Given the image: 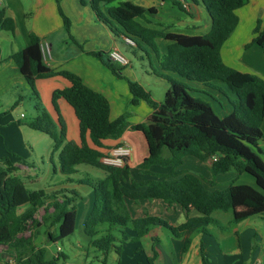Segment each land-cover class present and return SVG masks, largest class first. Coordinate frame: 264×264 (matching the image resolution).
Wrapping results in <instances>:
<instances>
[{
	"label": "trees",
	"instance_id": "1",
	"mask_svg": "<svg viewBox=\"0 0 264 264\" xmlns=\"http://www.w3.org/2000/svg\"><path fill=\"white\" fill-rule=\"evenodd\" d=\"M111 1L90 0L89 3L96 19L111 33L124 35L146 56L147 53L135 40L146 45L156 56V39L170 43L159 65L161 71L172 76L156 74L168 83L166 96L171 98L169 104L154 101L139 83L125 78L121 74L123 68L104 53L89 54L100 60L113 76L126 82L131 106L144 102L152 110L146 123L130 126L128 112L110 121L108 100L84 85L75 74L55 72L46 66L41 40L35 35L29 36L27 47L12 56L33 95L34 83L39 79L62 77L69 83L68 87L53 92L51 104L57 114L59 99L72 108L78 122L79 143L67 141L66 128L60 118L56 127L45 112L26 126L52 140V154L58 153V170L62 175L77 174L75 168L80 165L105 173L104 178L98 181L80 179L75 182L91 189L92 203L83 224V233L89 246L101 254V264L111 252L120 257L122 249L116 245L117 233L127 236L131 244L140 243L155 229H163V232L178 239L197 225L220 227V223L212 218L215 212H231L229 226L264 215V161L255 151L263 139L260 127L264 120V81L228 67L220 53L238 25L236 11L248 0H198L211 20L210 31L198 37L158 32L142 26L139 21L155 15V9H144L129 2L109 8L104 15L100 6ZM170 1L178 4L181 0ZM63 21L64 30L69 34L68 20L63 17ZM2 30L12 32L14 24L0 9ZM254 34L252 43L264 47V28L260 30L256 27ZM79 48L82 49L81 46ZM186 82L208 87L214 82L224 84L234 96V100H230L232 113L219 119L209 103L189 94L191 90ZM128 127L143 136L147 156L135 169L128 165L127 158H123V167L104 163V153L120 147L119 144L108 147L105 142H117ZM187 158L207 163L213 177L231 171L248 175L253 179L254 186L231 184L223 190L214 189L212 183L208 185L200 177L182 169ZM15 171L7 158L0 160V256L7 253L16 264L64 262V257L48 259L46 251L35 249L31 236L26 237L25 234L44 224L48 229L57 226L55 237L48 233L50 243L72 236L77 223L76 202L81 198L75 191L53 195H46L42 190L30 192L14 175ZM132 174L136 178H130L125 183L127 175ZM152 200L161 201L169 208L179 206L186 215L185 223L174 227L155 216L130 217L127 201L136 204ZM41 209L46 214L52 209L48 219L45 216L40 219L34 217ZM190 213L197 216L189 217ZM157 241L152 238L154 244ZM151 254L148 264H152L158 256L154 247Z\"/></svg>",
	"mask_w": 264,
	"mask_h": 264
},
{
	"label": "crops",
	"instance_id": "2",
	"mask_svg": "<svg viewBox=\"0 0 264 264\" xmlns=\"http://www.w3.org/2000/svg\"><path fill=\"white\" fill-rule=\"evenodd\" d=\"M123 2L132 3L144 9H155V15L146 16L145 20L139 21L142 26L151 30L187 37H198L206 35L211 28L210 17L198 0H181L178 4L170 0H112L110 4L100 6L101 12L106 15L109 8L116 7ZM89 3L90 0H0V9L5 11L6 17L11 19L14 24L12 32L0 31V160L7 158L13 164L16 168L14 175L23 182L26 189V183L35 185L40 177L39 171L36 170L35 162L30 165L26 161V153H33L32 144L39 143V140L35 135L23 130L29 128L26 126L28 122L21 125V121L18 118L22 114L14 119L13 115L8 114L10 110L17 105L21 106L27 99V101H30L34 111L31 120L45 112L58 127V119L60 118L66 128V140L79 143L78 122L72 108L64 100L59 99L57 101L59 114H57L51 104L53 92L68 87L69 83L62 77L39 79L34 83L35 95H33L31 88L23 80L12 60V56L15 53L29 45V36L31 34L41 40L42 56L46 66L55 72L68 71L75 74L84 85L108 100L110 104V121L115 120L124 112H128L129 118L127 121L130 126L146 123L152 110L144 102H140L137 106H131V95L126 82L113 76L103 66L101 61L89 55L90 53L102 52L107 55L112 50L120 53L121 46L130 48V53L135 58L147 64L148 69H146L145 74L150 78L154 76L166 84L152 80L151 83L156 86L161 85L168 91V83L156 74L172 76L161 71L159 65L160 58L165 55L170 43L162 39H156L154 41V46L157 50L156 56L146 45L135 40L141 46V49L147 53L146 56L144 52L139 51L138 55H136L135 49L137 47L128 45L129 41L124 35L120 33L114 35L105 25L100 23L92 12ZM236 15L239 19L238 25L222 46L220 51L221 58L228 67L242 73L255 75L264 81V47L252 43L255 37V28L259 27L260 30L264 28V0H248L245 6L236 11ZM63 17L68 20L69 34L64 30ZM248 45L249 47H247ZM128 61L130 64V60ZM125 68L121 72L124 77ZM130 71L132 72V79H138V75L133 73L132 66H130ZM138 80L142 86L143 79ZM215 83L220 82L212 83L211 87L200 83L186 82L188 86L191 84L192 88L197 89L193 90L190 88L191 92L196 94L193 97L207 103H209L208 99H204L206 98L205 92L208 90L214 91L216 89ZM218 95L221 101L215 102L212 98L210 100L213 103H217L223 113V119L229 116L233 110L230 98H225L220 93ZM40 96L44 102V108L39 107L41 103ZM167 98L166 103L169 104L171 98L169 96ZM65 118L74 125V130L69 129ZM15 123L17 124L16 126ZM260 129L263 139L259 146L264 148V120ZM131 137L135 138V142L138 144L139 155L135 160L137 166L147 156V153L145 154L146 143L140 133L131 131L130 127H128L117 142H105V145L111 147L119 144L120 147H123L124 143L131 148L132 154L133 143L130 141ZM27 139L32 143H29ZM140 139H142V142ZM47 141L46 147L48 146L51 150L49 161L52 166V168L47 170L48 177L46 176V181L49 183L45 188L37 189L36 191L42 190L46 195L66 191L77 192L75 182L80 179H72L76 174L65 176L59 172L58 161L57 166L52 161L54 156L57 159L58 153L52 154V140L48 137ZM44 156L45 153L40 152L35 155L34 160H40L44 166L45 164L42 161ZM33 157L28 158L33 159ZM130 159L128 162L129 166L131 163ZM187 159H190L195 166L203 165L196 159ZM130 167L132 168V166ZM76 168L75 170L77 171ZM51 174H60L64 178L55 181L50 178ZM89 197L91 198V191L87 196L88 201H86L88 209L82 212L80 222L82 231L92 203V199L89 200ZM80 198L81 202L84 201L83 197ZM81 202H76L77 220L79 214L78 206ZM47 204L45 207H47ZM156 207L159 209L156 210ZM20 211H23V209ZM51 212L52 209H49L46 214L41 209L34 217L40 219L45 216L48 219ZM145 215L159 217L174 227L186 221V215L179 206L169 208L157 200L140 201L136 204L130 201L131 218L137 219ZM188 216L195 217L197 215L190 213ZM214 220L222 223L217 219ZM225 221L229 224L231 218L227 217L223 222ZM228 230L220 228L218 235H216L211 233L210 228H207L206 225H197L185 232L180 238L174 240L171 239V235L169 236V234L155 229L140 243H130V246H132L130 249H133L132 255H134L130 259V264H148V258L152 256V247L158 253L152 264H247L248 262V264H262L264 257V215L250 217ZM56 231L57 226L48 229L46 225L41 224L34 229L32 228L25 236H31L33 247L35 249H44L48 259L57 256L62 258L64 254L57 245L59 242L50 243L48 239V233L55 237ZM130 236L132 237L133 234L130 233ZM152 238L158 241L154 244ZM75 249L79 251L78 253H80L83 262L90 261V264H99L103 260L101 254L89 246L88 239L85 244H79ZM107 258L108 256L105 258V263ZM65 262L66 260L63 263L65 264Z\"/></svg>",
	"mask_w": 264,
	"mask_h": 264
},
{
	"label": "rangeland",
	"instance_id": "3",
	"mask_svg": "<svg viewBox=\"0 0 264 264\" xmlns=\"http://www.w3.org/2000/svg\"><path fill=\"white\" fill-rule=\"evenodd\" d=\"M131 45L133 47L134 44L131 43ZM136 55H138L139 50L135 49ZM120 53L121 55H123L127 60H130V66H132L133 68V73L138 75V79H143V83H142V87L144 88L145 91L149 92L151 94V97L154 101H157L159 103H166L167 101V91L164 89L163 86L159 85L156 86L153 83H151V80L154 82H162L163 81L155 78L154 76L148 77V75L145 74L146 69H148L147 64L140 62L137 58H135L132 53H130V48L121 46L120 47ZM117 65V64H116ZM121 67V66H119ZM121 68H125V67H121ZM125 77L129 80L135 81L137 83H139L138 79L136 78V80L132 79V75H131V71H130V67L125 68ZM150 73V72H149ZM123 74V73H122ZM123 84V83H122ZM140 84V83H139ZM166 84V83H164ZM141 85V84H140ZM161 86V87H160ZM189 88L193 89V90H197L195 88L191 87V84H189L188 86ZM215 87L216 89L214 91H207L206 93V98L204 99H208V102L210 103V107L212 109V111L214 112V114L219 118L222 119V111L221 109L218 107L217 103H213L210 98L214 99L215 102L217 101H221L218 93L221 94V96L225 97V98H230V100H234V97L232 96V94L230 93V91L227 89V87L222 84V83H215ZM190 95H196L193 94L191 91H188ZM196 97H200V96H196ZM41 101V103H40ZM40 101H39V107H43V100L42 97L40 96ZM44 108V107H43ZM33 107L30 104V101L27 99L22 103V105H17L15 108H13L12 110H10L8 112V114L13 115V118L16 119V117L18 118L20 114H22L24 116V118H18L21 122V125H24V123L29 122L32 119V115H33ZM125 113V112H124ZM7 114V115H8ZM66 119V118H65ZM69 129L74 130V125L70 122V120L66 119ZM17 124L15 123V126ZM25 132H28L32 135H35L38 140L39 143L37 142L36 144H32V148H33V153L28 154V152L26 153V161H28L30 163V165H33L32 162H35V167L36 170L39 171V180L37 184H31V183H26V187L28 190L30 191H36L37 189H42L45 188L48 185V181H46V176L48 177L47 174V170L48 168H52L51 164H50V157H51V150L50 148H48V146L46 147V142H48V137L45 135H42L40 133H32L34 131L31 132L30 129H23ZM135 138L131 137V140L133 145H132V154L131 157L129 156V159L131 161L130 166H132V169L136 168V164H135V160L138 158L139 152H138V144L137 142H135ZM142 142V139H140ZM27 141L29 143H32L29 139H27ZM69 141V140H67ZM262 143V141L260 142V144ZM259 144V145H260ZM123 148H129L131 150L130 147L127 146V144L123 143ZM135 150V151H134ZM256 153L263 159L264 161V148H262L261 146H259L258 148L255 149ZM45 153L44 159L42 160L44 162V166L42 165L40 160H34L35 155L38 153ZM147 153V149L145 154ZM118 152L116 151V148L111 149L110 151H107L104 153L105 158L103 159L104 162H108L109 159H113L115 157H117ZM34 156L33 159H29L28 157ZM29 159V160H28ZM192 159V158H191ZM52 161L54 162V164L57 166V159L56 156L52 157ZM208 162H211L210 160ZM200 163V162H199ZM208 164L204 163L202 166L198 165L195 166L193 164V162H191L190 159H185L184 160V165L182 167V169H184V171H188L191 172L193 174H195L196 176L200 177L205 183H208V185L210 183L213 184L212 187H214V189L217 190H223L226 187H228L231 184H246V185H250V186H254V182L253 179L245 174H239L235 171H231L227 174L224 175H219V176H215L213 177L208 169ZM77 174L76 176H73L72 179H82V180H90V181H98L102 178H104L105 173L101 170H98L96 168L90 167V166H85V165H80L77 168ZM181 169V170H182ZM135 174H132V176H128L127 175V179L125 180V183H128V180L130 178H136L134 177ZM50 178H53V180L58 181L60 179H63L64 177L60 174L57 175H52L50 176ZM80 184L75 183V186H77L76 191L77 194L80 197H83L84 201H80V199L77 200L78 202H81L80 205L78 206L79 209V214H78V220L76 223V230L74 232V234L62 241H60L57 245L60 249V251H62V253L64 254V257L67 258L65 264H90V261H84L82 260V258L80 257V253H78L79 251H77L75 249L76 246H78L79 244H85L87 238L85 237V235L83 234L82 228L80 227V222L82 219V212H84L86 209H88L87 205H86V201L87 200V196L88 194H90L91 189L88 188L87 186H79ZM90 198V197H89ZM91 200V198L89 199ZM126 204L128 205L127 209H128V214L130 215V201H127ZM159 208L156 207V210H158ZM131 217V216H130ZM227 217L232 219V215L231 212H227V213H222V212H215L214 214H212V218L213 219H217L218 221H221L222 223H220V227H223L224 229H226V231H229L228 229H231L234 227V225L229 226V224H227V222H223L225 219H227ZM219 226H207V228H210V232L213 234L218 235V231L220 229ZM163 229H161L162 231ZM126 233H128V231H125ZM57 234V231L55 232V235ZM116 245L121 247V254L120 257L118 258L117 255H115L114 252L109 253L107 261L105 264H130V259L134 257V255H132L133 253V249H130V247L132 248V246H130V243H128L127 241V236H122L120 233H117L116 235ZM170 236V235H169ZM171 239L176 240L175 238H173L172 236H170ZM164 241V239H163ZM175 244V243H174ZM135 247V246H134ZM143 247V246H141ZM13 259V257H11L9 254L7 253H3L0 256V264H9V261ZM249 263V262H248ZM247 263V264H248ZM60 264H64L63 262L60 261ZM94 264V263H91ZM101 264V263H99ZM262 264H264V257H263V262Z\"/></svg>",
	"mask_w": 264,
	"mask_h": 264
},
{
	"label": "built area",
	"instance_id": "4",
	"mask_svg": "<svg viewBox=\"0 0 264 264\" xmlns=\"http://www.w3.org/2000/svg\"><path fill=\"white\" fill-rule=\"evenodd\" d=\"M128 41H129L128 45H131L132 42L130 40ZM107 58L110 59L114 64H117L118 66L130 67L129 61L116 50L109 51L107 54ZM23 117H24L23 115L20 116V118ZM116 151L118 152L117 157L113 159L110 158L108 162H104V161L103 162L106 164L114 165L116 167H123L125 164L123 158L129 159V156H131V150L129 148L119 147L118 149H116ZM9 264H16V262L14 259H11L9 261Z\"/></svg>",
	"mask_w": 264,
	"mask_h": 264
}]
</instances>
